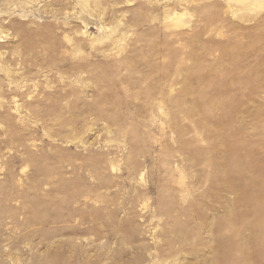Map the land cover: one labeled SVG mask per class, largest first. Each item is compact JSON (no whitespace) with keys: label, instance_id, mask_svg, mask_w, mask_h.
<instances>
[{"label":"rangeland","instance_id":"374dc122","mask_svg":"<svg viewBox=\"0 0 264 264\" xmlns=\"http://www.w3.org/2000/svg\"><path fill=\"white\" fill-rule=\"evenodd\" d=\"M0 264H264V0H0Z\"/></svg>","mask_w":264,"mask_h":264}]
</instances>
